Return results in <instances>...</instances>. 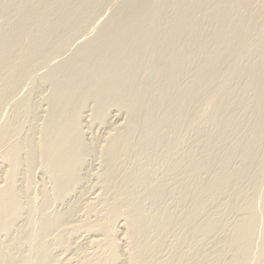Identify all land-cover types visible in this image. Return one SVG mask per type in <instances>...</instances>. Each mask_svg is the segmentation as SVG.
<instances>
[{"label":"rangeland","instance_id":"374dc122","mask_svg":"<svg viewBox=\"0 0 264 264\" xmlns=\"http://www.w3.org/2000/svg\"><path fill=\"white\" fill-rule=\"evenodd\" d=\"M103 1L104 0L99 1L100 5L97 9L98 12L96 11L95 13L96 15H94L95 19L93 18L94 20L91 21L92 23L88 22L86 26L81 28L84 30H79V32L78 31L75 32V34L71 36V39L68 40L67 44L62 45V47L60 48L61 51L58 50V52L55 53V54H58L56 55V57H52L54 55L53 53H51V55L49 54L47 57L49 59L46 58L45 60V61L48 60L46 62V65L44 61L42 62L40 60L38 61L36 60L34 62L35 67L33 65V69H31L32 71L27 72V74H25V76L29 77V78L27 77L29 81H27L28 80L27 78L26 80L23 79L25 82L23 81L22 83L23 85L22 84H21L22 86L20 85V88H18V90L16 91L17 93L15 92V90L13 91L15 92L14 96H12L13 99L10 98L7 104L3 108H0V111H2L0 112V128H1L0 132L1 133L2 131L4 132V129L5 131L10 132L12 130L10 129L11 127L17 128V129L14 128V130L16 131H15L14 138L9 144V146L11 147L10 150L14 148L12 147V143L16 141L22 144L26 142L25 141L26 138L28 140L29 138H31L29 142H33L30 144H26L27 146L24 144V148H22L24 150L23 152L22 151L20 152V155L18 156V160L16 159V162L14 164L16 166L17 164L19 165L16 167L18 169L15 168L17 171L15 170L14 172H12V176L14 178L13 179L14 186H16L14 188V194L17 197L16 202L19 203V206L21 205L20 206V210H21L20 217L21 218L19 217V220H16V225L14 224L11 227V229L7 231V234H4V233L0 234V245H1L0 255L2 253V250L3 252L4 251L6 252V248L8 247L11 240L15 237L16 234H19L20 232L24 233L23 231L24 229H25L26 235L30 234L28 235V238L30 239L31 234H33L34 239H32L33 241H31V239L30 240L28 239L29 241H27L26 235L23 234L24 236L22 237H25L26 240H24L25 238H23V240L21 239L23 243L21 252L22 253L24 252L26 253L27 251L30 252L31 250H29V247H31L33 248L32 252L34 253L36 250L35 247L40 242L38 239V236L37 238L35 237V235H37L38 233L39 227L41 226L40 223L42 224V221L46 220L45 219L46 217H50V220L54 219V223H55V220L61 221V222H56V225H55L56 228L53 230L54 232L51 231L50 232L51 234L47 236L48 237L46 240L47 242L46 248L48 249L47 254L49 253L51 257L48 259L46 264H143V263L144 264H264V249H263L264 248V239H263L264 238V233H263L264 232V166H263L264 165V126H263L264 125V114H263L264 113V99L262 102L261 100L259 101L257 100L258 98L257 93L259 94L260 91L264 90V45H263L264 44V35H263L264 33V22H263L264 21V8H263L264 0L263 1L256 0V2H254L255 5L252 4L248 8H244L241 4H238V2H241V1L237 2V0H235L236 2H234V0H196V1L195 0H164V1L163 0H150L153 4L149 2L148 5L149 6L152 5V6L148 7V5L145 4L146 7L143 9L145 12L143 10L141 12L140 10V13H139V16L143 14L142 24L143 22H145L144 24L147 25L145 27L149 31V35L147 38H145L144 40L145 42L141 44V46L144 47L143 57H142L143 59L140 63H137V65L140 64L138 65V69L142 71L141 72L143 76L142 79L146 80V82L148 81L149 83L151 81V85L147 86L148 84L145 82L146 83L145 86L147 87L144 89V91L146 90L144 92L143 87H142L143 85H141V84H144L142 80L141 81L142 83H140L141 87L139 88L140 92L137 89L134 91V93L136 96L139 93L140 94L142 93V95H146V98L147 96L149 98V95L152 97L151 93H153L154 91L156 92L157 90L158 93L156 92L155 94L154 92L153 94H155L154 95L155 97L159 95V98L162 101L160 106H163V108L160 109L161 107L159 108V106H157L159 105L160 100L158 101L155 100L158 103L156 104V102H154L152 104L151 103L152 99L150 97V101H149L150 105L151 104L154 106L156 105V107H154L153 109L154 115L150 114L148 116V119L150 118L152 120L154 118L155 119L153 121L152 120L148 121L147 119L146 121L149 123V125L148 123H145L146 124V127H145V124L144 125L142 124V126H138L139 130H136L137 127L134 128V123L132 124L133 128L132 127L131 128L132 130L133 129L134 130L133 131L131 130V132H133L134 137L137 139L133 137L134 140H132L131 142L135 141V143L137 142L139 144L141 143L142 148H140L141 144L138 146L139 148L137 147H135L136 149L133 148L132 149L133 151L131 150V152H129L126 155V157L128 155L131 156V157L128 156V158H131L129 160L130 162L126 163V161H124L126 157H124V159L122 158L123 160H121L120 163L122 164V162H125L124 163L125 165L123 166L120 165L121 167L118 169L120 173H118V170H117V172L112 178L111 176L109 178L107 177V181L109 180L108 182L110 183L107 182L108 183L107 185L105 184L106 181H104L103 183L102 178L104 177V174H105L104 163L106 162V160L103 157V159L105 160L103 161L99 152H101L103 148H105L106 145L108 144V140H107L109 139L108 137H112V134L117 135V129L126 123V115L124 111L117 112L115 110H111L112 112L110 116H108L109 118L107 117L102 122L100 121L99 118H96L97 116L95 114H93L94 116H93V122H92V118L88 117V114L90 115V112L92 114L93 105L92 103L90 104L87 103V108L85 109V112L82 113L83 116L85 115V117H83V121H81V129L84 133L83 134L84 136L82 138L83 140L82 139L81 140L83 143L82 145L86 147L85 150L86 149L88 150L89 155L87 154L86 156H84L85 158L87 157V159L83 157L84 158L83 160L85 162H82L83 163L82 166L83 165L84 166L83 167L81 166L82 169L79 168L77 172L78 174L77 177L78 176L79 177L77 179V184L74 186L72 190V192H75V193H72V192L68 193L66 195L67 197L65 196L63 197L64 199L63 198L60 199L59 197H57L56 194L54 193L55 191L54 190H53L54 192L52 191V185L48 181L49 177H47L49 175L48 173L46 174V170L44 169L45 166L42 164V161L40 159H37V162H36L37 164L35 163L34 165L31 164L29 165L30 167L28 166V168H26L28 163L26 164L25 162L26 156L24 152L26 149L28 150L29 145L31 147L35 146L36 140H38V138L40 137V129L42 125L44 124L43 122L46 121L45 119L47 118L46 116H47V111H48V105L45 104V102L47 101L46 98H48L50 95V91H49L50 89L48 87V83L46 84L44 79H47L48 77L50 78V75L48 74L55 75V73L62 71L64 69L63 64L65 65L67 62V65H69L68 62L70 60L68 59H71V56L73 57L74 55L78 54L81 50L83 49L85 50L86 47L88 48V47L97 45V43L99 44L103 38L102 33L108 27V24L112 23V20L114 18H116L115 20L117 22L115 20H113V22L118 23L121 20H124V18L126 17L129 18L130 15H132L131 12H133V8L129 10L131 7H134L132 0L131 1L128 0L129 2L127 3V6L129 7L128 10L131 12L129 11L125 12L127 10V7H126L124 8L125 10L124 9L122 10L123 12L121 11L122 13L119 11H120L121 5L123 3H126V2H123L124 0L122 1L121 0H105L106 2L105 1L103 2ZM5 2L6 0H4V3ZM28 2L34 5L35 0L34 1L28 0ZM156 3H158V6ZM161 3L164 6L161 5ZM171 3L173 6L171 5ZM159 5L162 6L163 8L159 7ZM170 6L174 9L172 10ZM147 8L148 9L151 8L150 10L152 11L148 10ZM253 8H256V9H253ZM153 9L156 14L153 12ZM161 9L163 10V12ZM261 10H263L262 12L263 14H261ZM156 11L157 12L160 11V12L157 13ZM124 12L125 14L126 13L127 14L131 13V14L129 16L127 15L123 16ZM145 14L146 15L149 14L150 17L149 15L148 17H146ZM188 14H190L192 18ZM152 15L155 16L156 18L153 17ZM157 15H158V18H157ZM145 17H146L145 20L148 21L147 23L143 19ZM151 17L152 19L153 18L154 19L152 20ZM150 19L152 20L151 22H150ZM259 19L261 20L259 21ZM183 20L185 22V23L183 22L184 24L182 23ZM0 21H1L0 22V29H1L5 23V20L3 18H0ZM173 21H176L177 23L179 22L181 23L180 24H177V23L168 24L169 22H173ZM152 23H153V26H152ZM157 23L159 24L157 25ZM105 24H106V27H105ZM144 24L142 26H144ZM164 28L166 29L167 32L161 31V30H165ZM150 29L155 30L156 34L154 35L155 31H152L153 33L150 34L151 32ZM259 30L260 31L262 30V31L260 32ZM177 35L179 36L181 35L183 37L180 38L179 41H175V37ZM1 37L2 36H0V40L2 39ZM162 38H163V41H161ZM196 39L198 40V42ZM29 42H30V39L28 38V41L27 43L25 42L26 43L25 45L29 44ZM169 47L173 49L169 50ZM19 50H21V48ZM138 57H140V51H139ZM65 59H67L68 61H66ZM176 60L178 61V63L175 65L174 63L176 62ZM164 61L166 63H164ZM161 62L163 65L161 64ZM172 62L174 66L173 68H169V73H172L174 75L172 74L170 75L169 73L167 74L168 72L167 68L171 67L170 64H172ZM36 66L38 67V69H36L37 68ZM153 66H156L157 68L156 67L153 68ZM181 66L183 67L182 69H181ZM66 67L67 66H65V68ZM164 69H167V71H165ZM170 69H174L178 71V73L175 72L176 73L175 74L174 71ZM131 71L132 69H130L128 73L134 76L131 73ZM136 71L134 70L135 74L137 73ZM163 71L166 73V77L170 78L167 80L168 82L163 81L167 79L165 75H163L164 73ZM179 73L180 75H178ZM30 74L31 76L33 75L34 77L32 76V78H30L31 77L29 76ZM4 75L6 74H3V76ZM137 75L138 74L135 75L136 76L135 80L139 79L137 78ZM175 76H178V78L179 77L180 78L178 79ZM7 77L9 78L8 75ZM148 77L151 79L150 81ZM154 77L155 79L153 80ZM164 77L165 79H162ZM173 77H175V79L178 81L174 80ZM195 77L201 80L202 85H204L207 82L203 86V91L201 92L202 95L199 94L200 96L197 95V88H196L197 80ZM5 78H4V83L6 80V84H7L9 80L7 82V78L6 79ZM160 78L161 80H159ZM158 80L161 82L158 83L159 82ZM154 81L156 83H153ZM173 81L174 82L176 81V85L175 83H172ZM190 81H193V82L195 81V82L193 83ZM133 82L135 83L136 81H134L133 79ZM9 83H11V81ZM25 84L28 86H26ZM155 84L158 85V87H160V85L162 86L165 84L166 86L168 84L169 88L164 86L165 89L163 87L156 89ZM190 84L191 85L194 84V85H192L191 87ZM162 88L164 90H162ZM165 90H167L168 92H166ZM154 96H153V101L154 99L158 97L157 96L155 98ZM193 96H194V99L192 98ZM132 97L136 98L134 94ZM148 98H147V101L146 100H143V101H146L147 103L149 100ZM177 98L179 100L175 102ZM33 101L34 103H32ZM190 102L191 104H189ZM226 102H228L229 104L228 105L225 104L226 105L225 106L224 103ZM168 103L169 105L167 106L166 104ZM172 105L175 107L174 108L171 107L172 109L170 108L171 109L170 111V109L168 108ZM190 105H191V112H190V109L189 110L187 109L188 107H190ZM196 106H197L196 108L197 111L195 112ZM166 107H167L168 112L166 111ZM89 108L90 109L92 108V109L90 110ZM130 108H133V107H130ZM156 109H158L159 113L157 112ZM124 110L126 111L127 108H125ZM163 110H165L167 113L164 112ZM187 111L191 113V118L194 117L193 119H190V113ZM156 114L157 116L155 117ZM161 114L164 116L162 117ZM213 115L215 117H213ZM160 116L162 117V119L164 118L163 121H161ZM124 119H125V123H124ZM13 120L15 122H13ZM159 120L161 124L158 123ZM151 121L153 124L156 123L154 124L153 128L151 127L153 125ZM186 121L188 122L190 121L189 125L187 124L188 122ZM253 122H255V125L259 124V126L257 125L258 127L261 126V128H259L260 129L259 131H258L257 126L250 128ZM28 123H30V125ZM169 123L171 124L173 123V124L172 125L170 124L169 126H167ZM155 125L156 127L158 126V128H156ZM28 127L30 129H28ZM37 129L39 130V134H38ZM255 132L257 133L255 134ZM133 134L131 133L130 135H133ZM143 134H146V135H143ZM150 135H151V138H147V137H150ZM154 135H156V137ZM32 138H33V141H32ZM139 138L141 140L140 142H139ZM143 142H144V145H143ZM155 142L157 145L155 144ZM160 143L161 145L163 144V147L160 145ZM164 146H166L165 148H168L166 149L167 153H165L166 151L164 150ZM90 147L92 148V150ZM6 149L7 148H1L0 154L4 153L5 151L3 150H6ZM160 149H163V150H160ZM246 149L249 151H247ZM10 150H9V153H10ZM153 152L154 154H152ZM143 153L144 154L150 153V154L144 155ZM135 155H140V156H138L139 158L136 156L137 158L136 159ZM1 156L3 157V155H0V159H2ZM132 157H134V159H132ZM5 159L7 161L8 159L7 155ZM133 160L135 161L136 165L134 164ZM1 161L3 160H0V163H1L0 165H2L3 163V165L0 166V189L5 188V181L10 174V168H9L8 163H5L4 162L5 160L3 162ZM40 161H41V164H39ZM143 161L145 162L147 161V162L145 163ZM140 162L143 164H140ZM194 162H197L196 165H194L195 164ZM97 163L99 165H97ZM131 163H133V165ZM192 164L195 167H192ZM202 164L205 165L204 168ZM38 165H41V166H38ZM248 165H249V169L247 167ZM137 166L139 167L137 168ZM201 166L203 169L200 168ZM38 167H43V168L40 169ZM197 168L200 169V171ZM205 168L207 169V171ZM211 168L213 169V171ZM190 169L194 172L190 171ZM123 170H124V173H123ZM241 170H244V172ZM153 171H155V173H153ZM241 172L245 174L244 175L245 178L241 176L242 175ZM152 173L153 175H150ZM239 173H241V175ZM233 174L235 175V177ZM216 176L217 178L220 176L219 180L223 178L222 181L219 182ZM227 177L230 181L227 180ZM243 178L246 181L243 180ZM224 179H226V181L228 182L227 184L224 183L223 181ZM139 180L140 181L142 180V182H140ZM148 180L151 182H148ZM236 180H238V182L233 183ZM123 182H125V184ZM137 182H139V184H137ZM154 182H155V185L152 184ZM156 182H159V183H156ZM221 184H223V187ZM228 184L230 187L232 185V187L229 188ZM233 184L235 186H233ZM139 185L142 189L138 187ZM142 185L146 187H143ZM20 186H22L24 189ZM154 186L155 188H153ZM94 187H95V190H93ZM103 187H105V189H103ZM135 188L136 189L138 188V189L136 190ZM115 190L119 192L117 193ZM159 191L161 192V194ZM42 193L44 195L45 194L47 195V197L50 200L49 202L51 203H47L45 201L46 199L42 201L43 200ZM173 193H174V196H173ZM117 194L118 195L120 194V195L118 196ZM137 195L139 197H136ZM58 201L60 203H57ZM10 202L16 203L13 199H11ZM144 202H145V205H144ZM52 203L53 205L51 206L50 204ZM44 204H47V205H44ZM151 204L153 208L151 207ZM41 205L43 207H41ZM128 206H130L131 208L129 209ZM103 208L104 210H102ZM43 209L45 210L43 211ZM119 211H121V214ZM61 216H64L65 219L63 217L62 219ZM29 217H30V220H29ZM56 217H59V218H56ZM116 217H118V219L120 218V220H118ZM123 218L125 219L124 223H123V220H124ZM149 218H152V219H149ZM126 219H128L129 222ZM130 219H133V220L130 221ZM247 219H249L250 222ZM104 222L105 224L103 225ZM125 222H126V225L128 224L127 226H129L130 224L132 226V227L130 226L131 229L130 227L129 228L127 227L128 229H130L129 231L124 225ZM31 224L33 225V227H31ZM252 224H253V227H250L252 226ZM89 225L92 227H90ZM99 225L101 226L100 228H99ZM85 226L88 228V230ZM254 226H255V229H254ZM247 227H250L251 229L249 228L248 230ZM240 228L244 229V232L246 233L247 236L242 235V238L240 237V240L243 241L240 243L241 245L239 243L234 245L231 242L233 233L237 232L238 230H241ZM243 229H242V232H243ZM14 230H16L17 232ZM92 230L93 231L95 230L96 232H93ZM124 230H127L128 232L127 231L123 232ZM30 231L32 233H30ZM126 233L127 234L130 233V236H132L134 239L132 237H129V235H127L126 237ZM145 237H148V238H145ZM243 238L245 241L243 240ZM128 239L131 242L127 241ZM34 240L37 241L36 245H35ZM154 240L157 242H155ZM31 242L33 244H31ZM127 242L130 243L131 245L128 244ZM136 243H138V246ZM172 245H173V248H172ZM132 246H134L135 248ZM169 247L171 250L169 249ZM73 248L75 251L73 250ZM64 249L67 251H65ZM140 252L142 254H140ZM104 253H105V256H104ZM180 254L182 257L179 256Z\"/></svg>","mask_w":264,"mask_h":264},{"label":"bare ground","instance_id":"6f19581e","mask_svg":"<svg viewBox=\"0 0 264 264\" xmlns=\"http://www.w3.org/2000/svg\"><path fill=\"white\" fill-rule=\"evenodd\" d=\"M11 1V2H10ZM31 1V0H30ZM34 1V0H32ZM100 0H35L34 5H32V3H29L28 0H6V2L4 3V0H0V18H3L5 20L4 25L2 26V28L0 29V36H2L1 40H0V108H3L7 102L10 100V98H12V96H14L15 92L18 90V88H20V85L23 83L24 80H26V78L28 76H25V74H27V72L32 71L31 69H33V65L34 62L37 60L40 61H44L45 65L46 62L45 61L46 58L48 57V55L51 53H53L54 55L52 57H56L55 54L56 52L61 51V47L62 45L67 44L68 40L71 39V36H73V34H75V32H79V30H84L81 29L84 26L87 25L88 22L93 21L94 15H96V11L100 5ZM105 1V0H104ZM103 1V2H104ZM122 1V0H121ZM131 1V0H129ZM128 0H124L123 3L121 5L120 11L121 12L124 8L127 7V11L131 10L133 8V12L129 11L132 13V15L130 14H125L123 16H129V18H124V20H121L118 23H114L113 20H115L116 18H112V23L108 24V27L105 29V31L102 33V40L100 41V43L91 47H86L85 50H81L78 54L74 55L73 57L71 56V59L68 63L69 65L63 64V70L59 71L57 73H55V75L52 74H48L50 75V78L48 77L47 79H43L45 80V83H48V87H49V91H50V95L48 98H46V102L45 104L48 105V111H47V118L45 119L46 121H44L42 124V127L40 129V137L38 138V140H36L35 146H28V150H25V156H26V164L27 167L31 164L34 165L37 164V159H40L42 161V164L45 166V170H46V174L48 173L49 176V183H51L52 185V191L56 194L57 197H59L60 199L63 198L64 196L67 197L66 195L70 192H72L74 186L77 184V172L79 170V168H81L82 166V162H85L83 159L85 158L84 156H86L88 154V150L86 151L84 147V145H82V138H83V131L81 129V121H83V117H85V115L83 116L82 113L85 112V109L87 108V103L90 104L92 103L93 105V109H92V114L90 112V115L88 114V117L92 118V122H93V114H95L97 117L99 118L100 121H104L108 116H110L111 114V110H115L117 112H122L124 111L125 115H126V123H125V119H124V125L120 126L117 129V135L112 134V137H108V144L106 145L105 148H103V150L100 153L101 158L106 160V162L104 163L105 165V169H104V177L103 179V183L104 181L105 184L107 185L108 182L107 181V177L109 178L111 176V178L115 175V173L117 172V170L125 165V162H122V164L120 163L121 160L124 159V157H126V155L131 152V150L135 147L139 148L138 146L141 144H139L138 142L135 143L131 142L132 140H134V134L133 132H131L132 128H133V123H134V128H136V130L138 129V126H142V124L144 125L145 123H148L146 120L148 119V116L154 115L153 114V109L154 107H156V105H152L154 102L160 100L159 95H157L156 97L154 96L157 92H155V94L151 93L152 97L149 95V98L147 96V98L149 99L148 102L146 95H142V93L136 96L134 91L141 87V85H143V91L144 89L151 85V79L149 78L150 83L146 80H143V76L141 74L142 71H140L138 69V64L142 61V57H143V50L144 47L141 46L142 43H144L145 38L148 37L149 35V31L147 30V28L145 26H147L146 24H144L145 22H143L144 26H142V15L139 16L140 10L142 12V10L146 7V5L150 3H152L150 0H132L133 2V6L128 10V6L127 3L129 2ZM164 1V0H163ZM196 1V0H195ZM241 1V2H238ZM261 1V0H260ZM263 1V0H262ZM102 2V1H101ZM106 2V1H105ZM110 2V1H108ZM162 2V1H161ZM213 2V1H212ZM233 2V1H232ZM234 2H236L234 0ZM233 2V3H234ZM238 4H241L244 8H248L249 6H251L252 4H254V2H256V0H237ZM112 3V2H111ZM159 3V1H158ZM158 3L157 6H158ZM183 3V2H182ZM226 3V2H225ZM102 4V3H101ZM109 4V3H108ZM146 4V5H145ZM153 4V3H152ZM176 4V3H174ZM185 4V3H184ZM188 4V3H187ZM186 4V6H187ZM262 4V3H260ZM161 5H163L161 3ZM168 5V4H166ZM172 5V3H171ZM179 5V4H178ZM181 5V4H180ZM255 5V4H254ZM152 6V5H150ZM148 5V7H150ZM156 6V7H157ZM164 6V5H163ZM173 6V5H172ZM175 6V5H174ZM155 7V8H156ZM159 7H162L159 5ZM171 7V6H170ZM177 7V6H176ZM179 7V6H178ZM261 7V6H260ZM103 8V7H102ZM163 8V7H162ZM167 8V7H166ZM165 8V9H166ZM181 8V7H180ZM240 8V7H239ZM243 8V10H244ZM263 8H264V4H263ZM101 9V8H100ZM99 9V10H100ZM108 9V8H107ZM106 9V10H107ZM115 9V8H114ZM148 9V8H147ZM151 9V8H150ZM148 9V10H150ZM160 9V8H159ZM171 9L173 10L174 8L171 7ZM185 9V7H184ZM189 9V8H188ZM187 9V10H188ZM218 9V8H217ZM216 9V10H217ZM241 9V8H240ZM256 9V8H253ZM105 10V9H104ZM125 10V9H124ZM162 10V9H161ZM177 10V8H176ZM182 10V9H181ZM194 10V9H193ZM206 10V9H205ZM221 10V9H220ZM242 10V9H241ZM258 10V9H257ZM118 11V10H117ZM144 11V10H143ZM152 11V10H150ZM168 11V10H167ZM185 11V10H184ZM235 11V10H234ZM98 12V11H97ZM102 12V11H101ZM123 12V11H122ZM121 12V13H122ZM145 12V11H144ZM143 12V13H144ZM153 12L155 13L154 9ZM152 12V13H153ZM157 12V11H156ZM160 12V11H158ZM157 12V13H158ZM163 12V10H162ZM161 12V13H162ZM166 12V11H165ZM173 12V11H172ZM253 12V11H252ZM259 12V11H258ZM263 10H261V14ZM116 13V12H115ZM114 13V14H115ZM118 13V12H117ZM151 13V14H152ZM244 13V12H243ZM260 13V12H259ZM156 14V13H155ZM177 14V13H176ZM196 14V13H195ZM199 14V13H198ZM99 15V14H98ZM146 15V14H145ZM149 15V14H148ZM148 15H146V17H148ZM159 15V14H158ZM157 15V18H158ZM190 15V14H188ZM236 15V14H235ZM250 15V14H249ZM116 16V15H115ZM153 16V15H152ZM162 16V15H161ZM160 16V17H161ZM173 16V15H172ZM186 16V15H185ZM191 16V15H190ZM197 16V15H196ZM240 16V15H239ZM118 17V16H117ZM121 17V16H120ZM144 17V16H143ZM143 18L144 20L146 19ZM150 17V15H149ZM155 17V16H153ZM159 17V18H160ZM243 17V16H242ZM94 18V19H93ZM156 18V17H155ZM164 18V17H163ZM174 18V17H173ZM181 18V17H180ZM184 18V17H182ZM192 18V16H191ZM224 18V17H223ZM120 19V18H119ZM118 19V20H119ZM152 19V17H151ZM150 22L154 19L151 20ZM176 19V18H175ZM174 19V20H175ZM178 19V18H177ZM187 19V17H186ZM200 19V18H199ZM205 19V17H204ZM245 19V18H244ZM104 20V19H103ZM148 20V19H147ZM261 19H259L260 21ZM110 21V20H109ZM116 21V20H115ZM146 21V20H145ZM155 21V20H154ZM153 21V22H154ZM163 21V20H162ZM179 21V20H178ZM250 21V20H249ZM258 21V20H257ZM1 22V21H0ZM111 22V21H110ZM117 22V21H116ZM148 21H146L147 23ZM158 22V21H157ZM168 22V21H167ZM184 22V20L182 21V23ZM254 22V20H253ZM264 22V21H263ZM3 23V22H2ZM92 23V22H91ZM90 23V24H91ZM170 23H177L176 21L173 22H169ZM181 22L177 23L180 24ZM185 23V22H184ZM183 23V24H184ZM159 23H157L158 25ZM236 24V23H235ZM254 24V23H253ZM164 25V24H163ZM162 25V26H163ZM246 25V24H245ZM153 26V23H152ZM155 26V25H154ZM171 26V25H169ZM176 26V25H175ZM179 26V25H178ZM193 26V25H192ZM100 27V26H98ZM106 27V24H105ZM156 27V26H155ZM164 27V26H163ZM180 27V26H179ZM201 27V26H200ZM253 27V26H252ZM159 28V27H158ZM182 28V27H181ZM186 28V27H185ZM227 28V27H226ZM255 28V26H254ZM258 28V27H257ZM87 29V28H86ZM152 29V28H151ZM150 29V34L153 33L152 31L155 30H151ZM160 29V28H159ZM165 29V28H164ZM168 29V28H167ZM183 29V28H182ZM181 30V29H180ZM187 30V29H186ZM190 30V29H189ZM158 31V29H157ZM166 31L165 30H161ZM169 31V30H168ZM188 31V30H187ZM186 31V32H187ZM260 31V30H259ZM262 31V30H261ZM260 31V32H261ZM83 32V31H82ZM167 32V31H166ZM161 33V32H160ZM180 33V32H179ZM178 33V34H179ZM185 33V32H184ZM244 33V32H243ZM156 34V31L154 32V35ZM168 34V33H166ZM172 34V33H171ZM245 34V33H244ZM254 34V33H253ZM182 35V34H181ZM179 36L177 35L175 37V41H179L180 38H182L183 36ZM184 35V34H183ZM261 35V34H260ZM264 35V33H263ZM158 36V35H156ZM163 36V35H162ZM32 37V38H31ZM172 37V36H171ZM186 37V36H184ZM241 37V36H240ZM260 37V36H259ZM28 38L30 39L29 44L25 45L28 41ZM74 38V37H73ZM97 38V37H96ZM151 38V37H150ZM159 38V37H157ZM249 38V37H248ZM262 38V36H261ZM86 39V38H85ZM188 39V38H187ZM240 39V38H239ZM95 40V39H94ZM150 40V39H149ZM167 40V39H166ZM191 40V39H190ZM189 40V41H190ZM197 40V39H196ZM75 41V40H74ZM83 41V40H82ZM163 41V38L162 40ZM169 41V40H168ZM234 41V40H233ZM26 42V43H25ZM167 42V41H166ZM182 42V41H181ZM198 42V40H197ZM200 42V41H199ZM91 43V42H90ZM96 43V41H95ZM171 43V42H170ZM169 43V44H170ZM73 44V43H72ZM75 44V43H74ZM92 44V43H91ZM167 44V43H166ZM186 44V43H185ZM153 45V44H151ZM176 45V44H175ZM181 45V44H180ZM212 45V44H211ZM264 45V44H263ZM67 46V45H66ZM77 46V45H76ZM142 48H141V47ZM160 46V45H159ZM189 46V45H188ZM72 47V46H71ZM181 47V46H180ZM198 47V46H197ZM21 48V50H19ZM24 48V49H23ZM69 48V47H68ZM152 48V47H151ZM51 49V50H50ZM149 49V48H148ZM163 49V48H162ZM173 48L169 47V50H172ZM196 49V48H195ZM63 50V49H62ZM65 50V49H64ZM80 50V49H79ZM166 50V49H165ZM139 51H140V57L139 56ZM146 51V49H145ZM151 51V50H150ZM165 52V51H164ZM169 52V51H168ZM172 52V51H170ZM62 53V52H61ZM74 53V52H73ZM146 54V53H145ZM61 55V54H60ZM59 55V56H60ZM64 55V54H63ZM166 55V54H165ZM201 55V54H200ZM69 56V55H68ZM152 56V55H151ZM210 56V55H209ZM214 56V55H213ZM66 58V57H65ZM145 58V57H144ZM148 58V57H147ZM49 59V58H47ZM190 59V58H189ZM262 59V58H261ZM66 61H68L67 59H65ZM167 60V59H165ZM170 60V59H169ZM217 60V59H216ZM149 61V59H148ZM154 61V60H153ZM163 61V60H162ZM41 62V63H42ZM56 62V61H55ZM157 62V61H156ZM155 62V63H156ZM159 62V61H158ZM263 62V61H262ZM43 63V64H44ZM143 63V62H142ZM145 63V62H144ZM154 63V64H155ZM164 63H166L164 61ZM168 63V62H167ZM178 63V61L176 60V62L174 63L175 65ZM36 64V63H35ZM50 64V63H49ZM48 64V65H49ZM158 64V63H157ZM162 64V62H161ZM44 65V66H45ZM137 65V67H136ZM163 65V64H162ZM165 65V64H164ZM38 66V65H37ZM36 66V67H37ZM42 66V65H41ZM61 66V65H60ZM65 66H67L65 68ZM142 66V65H141ZM161 66V65H160ZM171 67H168V72L169 73V68H173V62L172 64H170ZM180 66V65H179ZM258 66V65H257ZM263 66V65H262ZM35 67V65H34ZM55 67V66H54ZM145 67V66H143ZM156 66H153V68ZM158 67V65H157ZM156 67V68H157ZM166 67V66H165ZM177 67V66H176ZM61 68V67H60ZM140 68V67H139ZM180 68V67H179ZM183 67L181 66V69ZM16 69V70H15ZM38 69V67L36 68ZM46 69V68H45ZM132 69L131 73L135 76L137 75V78H139L138 80L136 79V76L134 78V76H132L131 74L128 73V71ZM137 69V71H136ZM150 69V68H149ZM167 69H164L165 71H167ZM177 69V68H176ZM218 69V68H217ZM258 69V68H257ZM41 70V69H40ZM39 70V71H40ZM48 70V69H47ZM56 70V69H55ZM54 70V71H55ZM65 70V71H64ZM134 70L137 72L136 74L134 73ZM142 70V69H141ZM172 71H174V73H178V71L174 70V69H170ZM178 70V69H177ZM171 71V72H172ZM53 72V71H52ZM149 72V71H148ZM153 72V71H152ZM164 72V71H163ZM162 72V73H163ZM207 72V71H206ZM38 73V72H37ZM36 73V75H37ZM41 73V72H40ZM175 73V74H176ZM260 73V72H259ZM3 74H6L3 76ZM11 74V76H10ZM153 74V73H152ZM155 74V73H154ZM161 74V73H160ZM170 75L172 73H169ZM189 74V73H187ZM7 75L9 76V78L7 77ZM163 75H165L166 77V73L164 72ZM174 75V74H172ZM180 75V73L178 74ZM184 75V74H183ZM251 75V74H250ZM25 76V77H24ZM31 76V74L29 75ZM33 76V75H32ZM32 76L30 78H32ZM158 76V75H157ZM162 76V75H161ZM7 78V82L9 80V82L11 81V83H7L6 84V80L4 83V78ZM34 77V76H33ZM162 78V79H165ZM178 78V76H175ZM174 78V80H176ZM182 77V75H181ZM190 77V76H189ZM212 77V75H211ZM5 78V79H6ZM29 78V77H28ZM27 78V79H28ZM166 80H163L164 82H168L167 80L170 79L169 77H166ZM172 78V79H173ZM180 78V77H179ZM178 78V79H179ZM197 80V87L195 85V87L197 88V95L201 94V92L203 91V86L207 83H205L204 85L201 84V80L197 77H195ZM231 78V77H230ZM24 79V80H23ZM136 81L135 83L133 82ZM141 79V80H140ZM146 79V78H145ZM155 79V77L153 78V80ZM171 79V81H172ZM252 79V78H251ZM33 80V79H32ZM143 80V81H142ZM161 80V78L159 79ZM158 80V81H159ZM191 80V79H190ZM194 80V79H193ZM29 81V79L27 80ZM31 81V80H30ZM144 82V84H141L142 82ZM178 81V80H176ZM176 81L172 82L175 83L176 85ZM25 82V81H24ZM148 84L147 86L146 83ZM161 81H159L158 83H160ZM163 82V83H164ZM170 82V81H169ZM193 82V81H190ZM195 82V81H194ZM193 82V83H194ZM250 82V81H249ZM29 83V82H27ZM36 83V82H35ZM153 83H156L155 81ZM157 83V84H158ZM196 84V83H195ZM18 85V86H17ZM23 85V84H22ZM21 85V86H22ZM26 85V84H25ZM156 85V84H155ZM159 85V84H158ZM158 85H156V89L165 86L164 85H160V87H158ZM168 85V84H167ZM165 87L169 88V85ZM171 85V84H170ZM191 85V84H190ZM194 85V84H192ZM191 85V87H192ZM17 86V88H16ZM28 86V85H26ZM39 86V85H38ZM45 86V85H44ZM213 86V85H212ZM40 87V86H39ZM152 87V86H151ZM194 87V88H195ZM214 87V86H213ZM261 87V86H260ZM263 87V86H262ZM25 88V87H24ZM162 88V90H164ZM47 89V88H46ZM149 89V88H148ZM178 89V87H177ZM15 90V92H13ZM38 90V89H37ZM36 90V91H37ZM41 90V88H40ZM161 90V89H160ZM255 90V89H254ZM22 91V90H21ZM44 91V90H43ZM137 91V92H138ZM142 91V92H143ZM146 91V90H145ZM144 91V92H145ZM166 92H168L167 90H165ZM213 91V89H212ZM20 92V91H19ZM40 92V91H39ZM46 92V91H45ZM140 92V91H139ZM162 92V91H161ZM165 92V93H166ZM183 92V91H182ZM17 93V92H16ZM30 93V92H29ZM158 93V92H157ZM134 94V97H132ZM160 94V92H159ZM162 94V93H161ZM191 94V93H190ZM255 94V93H254ZM142 95V96H141ZM165 95V94H164ZM202 95V94H201ZM48 96V95H47ZM153 96L156 98L153 101ZM162 96V95H161ZM185 96V95H184ZM196 96V94H195ZM200 96V95H199ZM257 100H261V102L263 101V97H264V90L260 91V93H257ZM43 97V96H42ZM150 97H151V106L149 101H150ZM174 97V96H173ZM172 97V99H173ZM22 98V97H21ZM145 98V99H144ZM159 98V99H158ZM175 98V97H174ZM194 99V96L192 97ZM191 98V99H192ZM13 99V98H12ZM27 99V98H26ZM189 99V98H188ZM146 100V101H143ZM156 100V101H155ZM179 99L177 98L175 102H177ZM32 101V100H31ZM35 101V100H34ZM34 101L32 103H34ZM38 101V100H37ZM36 101V102H37ZM41 101V100H40ZM191 101V100H190ZM15 102V101H14ZM161 100L159 105V108L162 109L163 106L161 105ZM158 102H156L157 104ZM223 103V102H222ZM259 103V102H258ZM191 104V102L189 103ZM225 104H229L228 102L224 103ZM262 104V103H261ZM40 105V104H39ZM91 105V106H92ZM167 106L169 105L166 104ZM223 105V106H224ZM259 105V104H258ZM8 106V105H7ZM127 106V107H126ZM226 106V105H225ZM224 106V107H225ZM89 107V106H88ZM133 107V108H130ZM174 108L175 106H170L168 109L170 108ZM219 107V106H218ZM39 108V107H37ZM41 108V107H40ZM127 108V110L125 111L124 109ZM171 108V109H172ZM194 108V107H193ZM197 106L195 107V112ZM18 109V108H17ZM45 109V108H44ZM90 109V108H89ZM90 109V110H91ZM165 109V107H164ZM170 109V111H171ZM188 110L190 109L191 112V105L190 107L187 108ZM2 110V109H1ZM6 110V109H5ZM21 110V109H20ZM39 110V109H38ZM36 110V111H38ZM47 110V109H46ZM158 112V109H156ZM40 111V110H39ZM164 112L167 111V107H166V111L163 110ZM176 111V110H175ZM2 112V111H0ZM17 112V111H15ZM20 112V111H19ZM162 112V111H160ZM168 112V111H167ZM166 112V113H167ZM189 112V111H187ZM189 112V113H190ZM34 113V112H33ZM155 113V112H154ZM159 113V112H158ZM188 113V114H189ZM18 114V113H17ZM20 114V113H19ZM116 114V113H115ZM264 114V113H263ZM8 115V114H7ZM39 115V114H38ZM41 115V114H40ZM92 115V116H91ZM157 116V114L155 115V117ZM161 116L163 117L164 115L161 114ZM160 116V117H161ZM171 116V115H170ZM24 117V116H23ZM37 117V116H36ZM123 117V116H121ZM161 117V121H163ZM186 117V116H185ZM213 117H215L213 115ZM16 118V117H15ZM109 118V117H108ZM112 118V117H111ZM118 118V117H117ZM153 118V117H152ZM194 118V117H193ZM191 118V113H190V119ZM88 119V118H87ZM155 119V118H154ZM153 119V120H154ZM160 119V118H159ZM188 119V118H187ZM196 119V118H195ZM17 120V119H16ZM108 120V119H107ZM106 120V121H107ZM152 120L151 118L148 119ZM152 120V121H153ZM167 120V119H166ZM186 120V119H185ZM18 121V120H17ZM32 121V120H31ZM97 121V120H96ZM105 121V122H106ZM151 121V123H152ZM224 121V120H223ZM258 121V120H257ZM13 122H15L13 120ZM95 122V121H94ZM188 122V121H186ZM190 122V121H189ZM189 122L187 123L189 125ZM91 123V122H90ZM98 123V122H97ZM100 123V122H99ZM158 123H160V120L158 121ZM5 124V123H4ZM18 124V123H16ZM30 125V123H28ZM41 124V123H40ZM85 124V123H84ZM87 124V123H86ZM101 124V123H100ZM153 124V123H152ZM151 124V125H152ZM156 124V123H154ZM154 124L151 126L152 128L154 127ZM161 124V123H160ZM171 123H169L167 126H169ZM173 124V123H172ZM171 124V125H172ZM15 125V124H14ZM83 125V124H82ZM90 125V124H89ZM102 125V124H101ZM100 125V126H101ZM149 125V123H148ZM163 125V124H162ZM187 125V126H188ZM194 125V124H193ZM254 125V126H253ZM259 126V124L255 125V122H253L250 126V128H253L255 126ZM111 126V125H110ZM192 126V125H191ZM257 126V127H258ZM264 126V125H263ZM9 127V125H8ZM7 127V129H8ZM30 127V126H29ZM28 127V129H30ZM39 127V126H38ZM96 127V126H95ZM102 127V126H101ZM115 127V126H114ZM113 127V128H114ZM132 127V128H131ZM146 127V124H145ZM156 127V125H155ZM160 127V126H159ZM181 127V126H180ZM15 128V127H14ZM14 128H10L12 129L9 133L7 131L4 132L2 131L1 135H0V149L1 148H7L4 153L0 154L3 155L2 159L0 160H5V163H8L9 168H10V174L8 176V178L5 181V188L0 189V234L4 233L7 234V231L11 229V227L15 224L16 225V220H19L20 217V206L19 203H17V197L14 194V188L16 186H14V181H13V176H12V172H14L17 166H19L17 164H15L16 159L18 160V156L20 155V152L24 149V144H30L33 142H29L31 138H29V140L26 138V142L24 143H19V142H14L12 143V150L11 147L9 146L10 142L12 141V139L15 136V131ZM144 128V127H143ZM149 128V127H148ZM151 128V130H152ZM158 128V126L156 127ZM161 128V127H160ZM249 128V129H250ZM258 127V131L260 130ZM263 128V127H262ZM1 129V128H0ZM17 129V128H15ZM25 129V128H24ZM32 129V128H31ZM34 129V128H33ZM87 129V128H86ZM107 129V128H106ZM111 129V128H110ZM167 129V127H166ZM164 129V130H166ZM169 129V127H168ZM171 129V127H170ZM173 129V128H172ZM38 130V129H37ZM103 130V129H102ZM134 130V129H133ZM132 130V131H133ZM142 130V129H141ZM145 130V129H144ZM149 130V129H148ZM158 130V129H157ZM238 130V129H237ZM27 131V130H26ZM85 131V130H84ZM88 131V130H87ZM91 131V129H90ZM96 131V130H95ZM109 131V130H108ZM241 131V130H240ZM18 132V131H17ZM37 132V131H36ZM86 132V131H85ZM113 132V131H112ZM135 132V131H134ZM146 132V131H145ZM152 132V131H151ZM154 132V131H153ZM28 133V132H27ZM35 133V132H34ZM133 135H130V134ZM157 133V132H156ZM257 132H255L256 134ZM260 133V132H259ZM258 133V134H259ZM17 134V133H16ZM31 134V133H30ZM33 134V133H32ZM38 134H39V130H38ZM101 134V133H100ZM107 135V134H106ZM115 135V136H114ZM142 135V134H141ZM146 135V134H143ZM262 135V134H260ZM259 135V136H260ZM21 136V135H20ZM104 136V134H103ZM110 136V135H109ZM138 136V134H137ZM149 136V135H147ZM156 137V135H154ZM258 136V135H257ZM19 137V136H18ZM134 137V138H133ZM255 137V136H254ZM261 137V136H260ZM21 138V137H20ZM147 138H151L147 137ZM22 139V138H21ZM82 139V140H81ZM137 139V138H135ZM159 139V138H158ZM161 139V138H160ZM256 139V138H255ZM16 140V139H15ZM103 140V139H102ZM143 140V138H142ZM151 140V139H150ZM251 140V139H250ZM254 140V139H253ZM22 141V140H21ZM33 141V138H32ZM35 141V139H34ZM96 141V140H95ZM140 138H139V142H140ZM147 141V140H146ZM156 141V140H155ZM105 142V141H104ZM253 142V141H252ZM156 144V142H155ZM210 144V143H209ZM144 145V142H143ZM152 145V144H151ZM157 145V144H156ZM161 145V143H160ZM247 145V144H246ZM245 145V146H246ZM16 146V147H15ZM27 146V145H26ZM25 146V147H26ZM142 144L140 145V148ZM163 147V144L161 145ZM160 146V147H161ZM212 146V145H211ZM238 146V145H237ZM242 146V145H241ZM159 147V146H158ZM166 146H164V150L166 151L165 153H167L168 148H165ZM249 147V146H248ZM27 148V147H26ZM91 148V147H90ZM153 148V146H152ZM151 148V149H152ZM245 148V147H244ZM247 148V147H246ZM252 148V146H251ZM254 148V147H253ZM100 149V148H99ZM249 149V148H248ZM8 150V151H7ZM10 150V153H9ZM92 150V148H91ZM140 150V149H139ZM156 150V149H154ZM163 150V149H160ZM247 150V149H246ZM2 151V152H3ZM94 151V150H93ZM133 151V150H132ZM194 151V150H193ZM244 151V150H242ZM249 151V150H247ZM161 152V151H160ZM163 153V151H162ZM249 153V152H248ZM251 153V152H250ZM135 154V152H134ZM133 154V155H134ZM144 154V153H143ZM148 154V153H147ZM144 154V155H147ZM150 154V153H149ZM148 154V155H149ZM154 154V152L152 153ZM195 154V153H194ZM6 155L8 157L7 161H6ZM89 155V154H88ZM91 155V154H90ZM132 155V154H130ZM246 155V154H245ZM129 156V155H128ZM128 156L125 158L124 161H126V163L130 162L129 160L131 158H128ZM136 156H140V155H135ZM142 156V155H141ZM153 156V155H152ZM84 157V158H83ZM89 157V156H88ZM131 157V156H129ZM164 157V156H163ZM194 157V156H193ZM4 158V159H3ZM123 158V159H122ZM128 158V159H127ZM139 158V157H138ZM146 158V156H145ZM244 158V157H243ZM262 158V157H261ZM87 159V157L85 158ZM89 159V158H88ZM101 159V160H102ZM103 159V161H105ZM132 159H134V157H132ZM137 159V158H136ZM135 159V160H136ZM149 159V158H147ZM233 159V158H232ZM257 159V158H256ZM93 160V159H92ZM100 160V158H99ZM141 160V159H140ZM146 160V159H145ZM1 161V162H3ZM41 161L39 164H41ZM90 161V160H89ZM97 161V160H96ZM134 161V160H133ZM243 161V160H242ZM256 161V160H255ZM99 162V161H98ZM145 162V161H143ZM147 162V161H146ZM145 162V163H146ZM193 162V161H192ZM19 163V162H18ZM95 163V162H94ZM195 163V164H194ZM193 164L196 165L197 162H194ZM203 163V162H202ZM224 163V162H223ZM228 163V162H227ZM252 163V162H251ZM1 164V163H0ZM25 164V165H26ZM87 164V163H86ZM133 165V163H131ZM134 164L136 165L135 161ZM138 164V163H137ZM140 164H143L140 162ZM192 167H195L193 166ZM3 165V163H2ZM0 165V166H2ZM96 165V164H95ZM97 165H99L97 163ZM121 165V166H120ZM128 165V164H127ZM147 165V164H146ZM203 168H204V164ZM250 165V164H249ZM249 165L247 166L249 169ZM263 165V164H262ZM41 166V165H38ZM84 166V165H83ZM82 166V167H83ZM130 166V165H129ZM145 166V165H144ZM199 166V165H198ZM226 166V165H225ZM261 166V165H260ZM264 166V165H263ZM6 167V166H5ZM30 167V166H29ZM87 167V166H86ZM134 167V166H133ZM132 167V168H133ZM139 166H137L138 168ZM191 167V166H190ZM7 168V167H6ZM16 168V169H15ZM38 168H43V167H38ZM37 168V169H38ZM123 168V167H122ZM154 168V167H153ZM202 168V166L200 167ZM202 168V169H203ZM213 168V166H212ZM211 168V169H212ZM246 168V167H245ZM12 169V170H11ZM39 169V170H40ZM82 169V168H81ZM85 169V168H84ZM88 169V168H87ZM100 169V168H99ZM194 169V168H193ZM198 169V168H197ZM206 169V168H205ZM209 169V168H208ZM244 169V168H243ZM255 169V168H254ZM97 170V169H95ZM151 170V169H150ZM200 171V169H198ZM222 170V169H221ZM245 170V169H244ZM244 170H241L244 172ZM253 170V169H252ZM263 170V169H262ZM17 171V170H16ZM23 171V170H22ZM32 171V170H31ZM44 171V170H43ZM152 171V170H151ZM190 171H192L190 169ZM207 171V169H206ZM209 171V170H208ZM213 171V169H212ZM36 172V171H34ZM42 172V171H41ZM127 172V171H126ZM194 172V171H192ZM196 172V171H195ZM247 172V171H246ZM118 173L119 170H118ZM117 173V174H118ZM124 173V170H123ZM131 173V172H130ZM133 173V172H132ZM137 173V172H136ZM153 173H155V171H153ZM150 174V175H153ZM191 173V172H190ZM242 173V172H241ZM241 173H239L241 175ZM6 174V173H5ZM36 174V173H35ZM99 174V173H98ZM122 174V173H121ZM119 174V175H121ZM174 174V173H173ZM101 175V174H100ZM126 175V174H125ZM129 175V174H128ZM137 175V174H136ZM221 175V174H220ZM234 175V174H233ZM245 174L242 173V177H244ZM257 175V174H255ZM138 176V175H137ZM263 176V175H262ZM5 177V176H4ZM46 177V178H47ZM98 177V176H97ZM121 177V176H120ZM128 177V176H127ZM134 177V176H133ZM151 177V176H150ZM220 177V176H219ZM216 178L219 180L220 178ZM229 177V176H228ZM227 177V180H229ZM235 177V175H234ZM247 177V176H246ZM26 178V177H25ZM99 178V177H98ZM126 178V177H125ZM149 178V177H148ZM153 178V177H152ZM245 178V177H244ZM243 178V180H245ZM249 178V177H248ZM16 179V178H15ZM37 179V178H36ZM101 179V178H100ZM121 179V178H120ZM124 179V178H123ZM134 179V178H133ZM132 179V180H133ZM137 179V178H136ZM135 179V180H136ZM140 179V178H139ZM156 179V178H155ZM223 178H221V180H219V182L222 181ZM253 179V178H252ZM97 180V179H96ZM126 180V179H125ZM134 180V181H135ZM143 180V179H142ZM142 180L140 182H142ZM262 180V179H261ZM260 180V182H261ZM80 181V180H79ZM121 181V180H120ZM137 181V180H136ZM135 181V182H136ZM154 181V180H153ZM224 183H228L226 181V179L223 180ZM226 181V182H225ZM230 181V180H229ZM232 181V180H231ZM246 181V180H245ZM24 182V181H23ZM37 182V181H36ZM82 182V180H81ZM108 182V183H107ZM148 182H151L148 180ZM164 182V181H163ZM237 183L238 180L234 181L233 183ZM241 182V181H240ZM248 182V181H247ZM251 182V181H250ZM253 182V181H252ZM259 182V181H258ZM259 182V183H260ZM102 183V182H101ZM102 183V184H103ZM114 183V182H113ZM125 184V182H123ZM159 183V182H156ZM232 183V182H230ZM36 184V183H35ZM48 184V183H47ZM90 184V183H89ZM97 184V183H96ZM104 184V185H105ZM116 184V183H115ZM122 184V183H121ZM127 184V183H126ZM137 184H139V182H137ZM143 184V183H141ZM155 185V182L152 183ZM162 184V183H161ZM225 184V185H226ZM241 184V183H240ZM244 184V183H243ZM255 184V183H254ZM49 185V184H48ZM105 185V186H106ZM132 185V184H131ZM145 185V183H144ZM149 185V184H148ZM151 185V183H150ZM223 187V184H221ZM40 186V185H39ZM101 186V185H100ZM103 186V185H102ZM143 186V185H142ZM157 186V184H156ZM227 186V185H226ZM225 186V187H226ZM233 186H235L233 184ZM22 187V186H20ZM51 187V186H50ZM110 187V185H109ZM114 187V186H113ZM126 187V186H125ZM128 187V186H127ZM136 187V186H135ZM140 187V185L138 186ZM146 187V186H143ZM224 187V188H225ZM228 187L231 188L228 184ZM227 187V188H228ZM23 188V187H22ZM47 188V187H46ZM131 188V187H130ZM141 188V187H140ZM149 188V186H148ZM155 188V186L153 187ZM157 188V187H156ZM24 189V188H23ZM41 189V188H40ZM92 189V188H91ZM103 189H105V187H103ZM129 189V188H128ZM136 189V188H135ZM138 189V188H137ZM136 189V190H137ZM142 189V188H141ZM19 190V189H18ZM37 190V189H36ZM46 190V189H45ZM90 190V189H89ZM88 190V191H89ZM95 190V187L94 189ZM92 190V191H93ZM107 190V189H106ZM112 190V189H111ZM110 190V191H111ZM133 190V189H132ZM134 190V191H136ZM152 190V189H150ZM155 190V189H154ZM116 191V190H115ZM222 191V190H221ZM220 191V192H221ZM43 192V191H42ZM91 192V191H90ZM98 192V191H97ZM117 193L119 191H116ZM143 192V191H141ZM146 192V191H144ZM154 192V191H153ZM160 192V191H159ZM170 192V191H169ZM219 192V191H218ZM44 193V192H43ZM42 193V194H43ZM75 193V192H72ZM115 193V192H114ZM126 193V192H125ZM140 193V192H139ZM156 193V192H155ZM172 193V192H171ZM175 193V192H174ZM173 193V196H174ZM224 193V192H223ZM53 194V193H52ZM51 194V196H52ZM124 194V193H123ZM145 194V193H144ZM161 194V192H160ZM159 194V195H160ZM222 194V193H220ZM50 195V194H49ZM98 195V194H97ZM118 195V194H117ZM120 195V194H119ZM118 195V196H119ZM142 195V194H141ZM147 195V194H146ZM33 196V195H31ZM42 196V195H41ZM107 196V195H106ZM127 196V194H126ZM140 196V194H139ZM138 195L136 197H139ZM144 196V195H143ZM148 196V195H147ZM163 196V195H162ZM80 197V196H79ZM103 197V196H102ZM154 197V196H153ZM159 197V196H158ZM24 198V197H23ZM36 198V197H35ZM38 198V197H37ZM101 198V197H100ZM125 198V197H124ZM145 198V197H144ZM157 198V197H156ZM174 198V197H173ZM13 199L16 203H11L10 200ZM25 199V198H24ZM46 199V200H45ZM64 199V198H63ZM78 199V198H77ZM105 199V198H103ZM166 199V198H165ZM175 199V198H174ZM22 200V199H21ZM20 200V201H21ZM33 200V199H32ZM46 201L47 203H51L49 202V198L47 197V195L43 194V200L42 201ZM92 200V199H91ZM143 200V199H142ZM25 201V200H24ZM23 201V202H24ZM35 201V200H34ZM52 201V200H51ZM62 201V200H61ZM65 201V200H64ZM130 201V200H129ZM128 201V202H129ZM136 201V199H135ZM149 201V199H148ZM161 201V200H160ZM84 202V201H83ZM101 202V201H100ZM110 202V200H109ZM108 202V203H109ZM151 202V201H150ZM153 202V201H152ZM156 202V201H155ZM57 203H60L59 201ZM105 203V202H104ZM139 203V202H137ZM141 203V202H140ZM163 203V202H162ZM103 204V203H102ZM121 204V203H120ZM119 204V205H120ZM47 205V204H44ZM51 206L53 205L50 204ZM70 205V204H69ZM86 205V204H85ZM104 205V204H103ZM133 205V204H132ZM145 205V202H144ZM49 206V205H48ZM68 206V205H67ZM106 206V205H105ZM104 206V207H105ZM176 206V205H175ZM24 207V206H22ZM41 207H43L41 205ZM92 207V206H91ZM103 207V206H102ZM109 207V206H108ZM129 209L131 208L130 206H128ZM152 207V204H151ZM49 208V207H48ZM101 208V207H100ZM150 208V207H149ZM153 208V207H152ZM63 209V208H62ZM90 209V207H89ZM95 209V208H94ZM110 209V208H109ZM112 209V208H111ZM114 209V208H113ZM127 209V210H129ZM156 209V208H154ZM45 209H43L44 211ZM104 210V208L102 209ZM94 211V210H93ZM110 211V210H109ZM151 211V210H150ZM37 212V211H36ZM40 212V211H39ZM89 212V211H88ZM96 212V211H95ZM106 212V211H105ZM108 212V211H107ZM121 214V211H119ZM153 212V211H152ZM38 213V212H37ZM42 213V212H41ZM50 213V212H49ZM59 213V212H58ZM69 213V212H68ZM80 213V212H79ZM93 213V212H92ZM195 213V212H194ZM53 214V213H52ZM57 214V213H56ZM70 214V213H69ZM86 214V213H85ZM124 214V213H123ZM141 214V213H140ZM63 215V214H62ZM73 215V214H72ZM146 215V214H145ZM149 215V214H148ZM30 216V215H29ZM111 216V215H110ZM154 216V215H153ZM31 217V216H30ZM29 217V220H30ZM64 218V216H61V218ZM67 217V216H66ZM71 217V216H70ZM123 217V215H122ZM125 217V216H124ZM129 217V216H128ZM133 217V216H132ZM156 217V216H155ZM254 217V216H253ZM259 217V216H258ZM21 218V217H20ZM59 218V217H56ZM62 218V219H63ZM68 218V217H67ZM84 218V217H83ZM98 218V217H97ZM118 219V217H116ZM130 218V217H129ZM145 218V217H144ZM251 218V217H250ZM257 218V217H255ZM46 220L42 221V224L40 223V227L38 230L37 235H35V237L39 239V244L35 247V252L33 253L32 250L33 248L29 247V250H31L30 252H21L22 249V241L24 236L23 234H25V229L23 230L24 233L20 232L19 234H16L15 237L11 240L10 244L8 245V247L6 248V252L2 250V253L0 255V264H46L48 259L51 257L49 255V253L47 254V236L50 235L51 231H53L56 228V222H61V221H57L55 220L54 223V219L50 220V217H46ZM116 219V221H117ZM124 219V218H123ZM147 219V218H146ZM145 219V220H146ZM152 219V218H149ZM195 219V218H193ZM41 220V219H40ZM61 220V219H60ZM75 220V219H74ZM81 220V219H80ZM97 220V219H96ZM106 220V219H105ZM120 220V218L118 219ZM128 221V219H126ZM133 219H130V221H132ZM249 221V219H247ZM251 220V219H250ZM255 220V219H253ZM260 220V219H259ZM21 221V220H20ZM23 221V220H22ZM64 221V220H63ZM93 221V220H92ZM98 221V220H97ZM96 221V222H97ZM103 221V219H102ZM101 221V222H102ZM125 219L123 220L124 223ZM126 221V222H127ZM147 221V220H146ZM151 221V220H150ZM149 221V222H150ZM157 221V219H156ZM164 221V220H163ZM27 222V220H26ZM30 222V221H29ZM41 222V221H40ZM73 222V220H72ZM88 222V221H87ZM86 222V224H87ZM111 222V221H110ZM125 222V226L126 228L130 227L131 224L129 226L126 225ZM129 222V221H128ZM127 222V223H128ZM148 222V221H147ZM155 222V221H154ZM162 222V221H161ZM160 222V223H161ZM250 222V221H249ZM23 223V222H22ZM25 223V222H24ZM82 223V222H81ZM159 223V222H158ZM245 223V222H244ZM64 224V223H63ZM71 224V223H70ZM83 224V223H82ZM81 224V225H82ZM91 224V223H90ZM100 224V223H98ZM105 224V222L103 223V225ZM108 224V223H107ZM149 224V223H148ZM163 224V223H162ZM165 224V223H164ZM254 224V223H253ZM252 226L250 227H253ZM26 225V224H25ZM85 225V224H84ZM123 225V226H124ZM151 225V224H150ZM161 225V224H160ZM166 225V224H165ZM163 225V226H165ZM245 225V224H244ZM39 226V225H38ZM67 226V224H66ZM90 226V225H89ZM95 226V225H94ZM120 226V225H119ZM138 226V225H137ZM157 226V225H156ZM248 226V225H247ZM21 227V226H20ZM31 227H33V225L31 224ZM61 227V226H60ZM65 227V226H64ZM79 227V226H78ZM86 227V226H85ZM92 227V226H90ZM101 226L99 225V228ZM132 227V226H131ZM130 227V229H131ZM154 227V226H153ZM162 227V226H161ZM243 227V226H242ZM250 227H247L248 230ZM87 228V227H86ZM125 228V227H124ZM127 228V229H128ZM141 228V227H140ZM139 228V229H140ZM31 229V228H30ZM61 229V228H60ZM84 229V228H83ZM123 229V227H122ZM128 229V231L130 230ZM241 229V228H240ZM243 229V228H242ZM241 230H238L237 232L233 233L232 236V240L231 242L236 245V244H240L241 242H243L242 240H240V237L242 238V235H246V233L243 232ZM251 229V228H250ZM255 229V226H254ZM27 230V229H26ZM65 230V229H64ZM77 230V229H76ZM79 230V229H78ZM88 230V228H87ZM141 230V229H140ZM149 230V229H148ZM147 230V231H148ZM176 230V229H174ZM16 231V230H14ZM61 231V230H60ZM74 231V230H73ZM83 231V230H81ZM93 231V230H92ZM98 231V230H97ZM111 231V230H110ZM127 230H124L123 232H125ZM127 231V232H128ZM134 231V230H133ZM138 231V230H137ZM145 231V230H144ZM158 231V230H157ZM156 231V232H157ZM163 231V230H162ZM235 231V230H234ZM246 231V230H245ZM17 232V231H16ZM54 232V231H53ZM56 232V230H55ZM86 232V231H85ZM90 232V230H89ZM93 232H96L95 230ZM102 232V231H101ZM153 232V231H152ZM159 232V231H158ZM30 233H32L30 231ZM81 233V232H80ZM99 233V232H98ZM160 233V232H159ZM249 233V232H248ZM264 233V232H263ZM65 234V233H64ZM67 234V233H66ZM69 234V232H68ZM87 234V233H86ZM89 234V233H88ZM102 234V233H101ZM119 234V233H118ZM117 234V235H118ZM135 234V233H134ZM143 234V233H142ZM154 234V233H153ZM166 234V232H165ZM26 235V234H25ZM30 235V234H28ZM28 235H26L27 237V241H29L31 239V241H33L32 239H34L33 234H31V238H28ZM125 235V234H124ZM127 235L130 236V233L127 234L126 233V237ZM139 235V234H138ZM164 235V234H163ZM263 235V234H262ZM53 236V235H52ZM76 236V235H75ZM99 236V234H98ZM105 236V235H104ZM150 236V235H149ZM155 236V235H154ZM165 236V235H164ZM163 236V237H164ZM247 236V235H246ZM4 237V235H3ZM51 237V236H49ZM88 237V236H87ZM121 237V236H120ZM124 237V236H123ZM128 237V238H129ZM140 237V236H139ZM143 237V236H142ZM141 237V238H142ZM158 237V236H157ZM162 237V236H161ZM91 238V236H90ZM103 238V237H102ZM106 238V237H105ZM133 238V237H132ZM138 238V237H137ZM140 238V239H141ZM148 238V237H145ZM166 238V237H165ZM263 238V237H262ZM261 238V239H262ZM29 239V240H28ZM85 239V238H84ZM127 239V238H126ZM134 239V238H133ZM131 239V240H133ZM153 239V238H152ZM158 239V238H157ZM162 239V238H161ZM167 239V238H166ZM252 239V238H251ZM264 239V238H263ZM26 240V238L24 239ZM37 240V239H36ZM36 240L35 241V245H36ZM53 240V239H51ZM50 240V241H51ZM99 240V239H98ZM105 240V239H104ZM125 240V238H124ZM164 240V239H163ZM244 240V238H243ZM8 241V240H7ZM102 241V240H100ZM113 241V240H112ZM127 241H130L129 239ZM139 241V240H138ZM143 241V240H141ZM155 241V240H154ZM160 241V240H159ZM162 241V240H161ZM245 241V240H244ZM2 242V240H1ZM46 242V243H45ZM88 242V240H87ZM97 242V241H96ZM131 242V241H130ZM134 242V241H132ZM157 242V241H155ZM167 242V240H166ZM26 243V242H25ZM28 243V242H27ZM52 243V242H51ZM120 243V242H119ZM128 243V242H127ZM31 244H33L31 242ZM55 244V242H54ZM98 244V243H97ZM130 244V243H128ZM138 246V243H136ZM158 244V243H157ZM59 245V244H58ZM83 245V244H82ZM103 245V244H102ZM131 245V244H130ZM135 245V244H134ZM165 245V243H164ZM241 245V244H240ZM1 246V245H0ZM57 246V245H56ZM62 246V245H60ZM59 246V247H60ZM89 246V245H88ZM94 246V245H93ZM105 246V245H104ZM118 246V245H117ZM116 246V247H117ZM136 246V248H137ZM149 246V245H148ZM154 246V245H153ZM156 246V245H155ZM179 246V245H178ZM55 247V246H54ZM91 247V246H90ZM114 247V246H113ZM134 247V246H132ZM147 247V246H146ZM161 247V246H160ZM252 247V246H251ZM31 248V249H30ZM58 248V247H57ZM71 248V247H70ZM88 248V247H87ZM97 248V246H96ZM135 248V247H134ZM133 248V249H134ZM155 248V247H154ZM158 248V247H157ZM173 248V245H172ZM1 249V248H0ZM51 249V248H50ZM92 249V248H91ZM116 249V248H115ZM142 249V248H141ZM144 249V248H143ZM148 249V248H147ZM150 249V248H149ZM160 249V248H159ZM170 249V247H169ZM252 249V248H251ZM264 249V248H263ZM65 250V249H64ZM74 250V248H73ZM140 250V249H139ZM166 250V248H165ZM171 250V249H170ZM173 250V249H172ZM255 250V249H254ZM67 251V250H65ZM75 251V250H74ZM86 251V250H84ZM113 251V250H112ZM123 251V250H122ZM141 251V250H140ZM158 251V250H156ZM174 251V250H173ZM32 252V253H31ZM53 252V251H52ZM105 252V251H104ZM111 252V251H110ZM175 252V251H174ZM60 253V252H59ZM92 253V251H91ZM100 253V252H99ZM121 253V251H120ZM166 253V252H165ZM64 254V253H63ZM127 254V253H126ZM140 254H142L140 252ZM151 254V253H150ZM76 255V254H75ZM95 255V254H94ZM117 255V254H116ZM38 256V257H37ZM82 256V255H80ZM99 256V255H98ZM101 256V255H100ZM105 256V253H104ZM146 256V255H145ZM165 256V255H164ZM163 256V257H164ZM169 256V255H168ZM181 256V254L179 255ZM115 257V256H114ZM137 257V256H136ZM171 257V256H170ZM182 257V256H181ZM258 257V256H257ZM92 258V257H91ZM106 258V257H105ZM122 258V257H121ZM85 259V258H84ZM90 259V258H89ZM111 259V258H110ZM127 259V258H126ZM259 259V258H258ZM54 260V259H53ZM100 260V259H99ZM115 260V259H114ZM122 260V259H121ZM138 260V259H137ZM169 260V259H168ZM172 260V259H170ZM188 260V259H186ZM90 261V260H89ZM108 261V260H107ZM113 261V260H112ZM116 261V260H115ZM123 261V260H122ZM127 261V260H126ZM140 261V260H139ZM78 262V261H77ZM99 262V261H98ZM138 262V261H137ZM146 262V261H145ZM174 262V261H173ZM257 262V261H256ZM81 263V262H80ZM84 263V262H83ZM105 263V262H104ZM142 263V262H141ZM251 263V262H250ZM255 263V262H254ZM144 264V263H143Z\"/></svg>","mask_w":264,"mask_h":264}]
</instances>
